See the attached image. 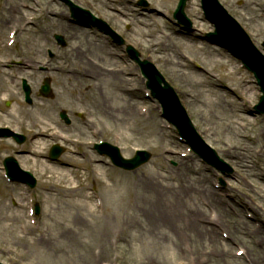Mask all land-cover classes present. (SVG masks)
Instances as JSON below:
<instances>
[{"label":"rangeland","instance_id":"1","mask_svg":"<svg viewBox=\"0 0 264 264\" xmlns=\"http://www.w3.org/2000/svg\"><path fill=\"white\" fill-rule=\"evenodd\" d=\"M70 1L123 42L72 28L64 0H0V130L27 137L24 145L0 138V263L264 264L262 93L241 61L207 36L215 28L201 1L187 4L190 27L173 17L178 0ZM219 1L263 51L264 0ZM126 44L174 88L224 172L199 159L162 116ZM46 77L49 99L39 93ZM61 111L71 118L84 112L86 125L66 127ZM100 139L126 158L136 150L153 158L136 171L120 170L96 154L90 143ZM59 140L66 153L52 163L50 147ZM7 156L35 175V189L7 181Z\"/></svg>","mask_w":264,"mask_h":264},{"label":"water","instance_id":"2","mask_svg":"<svg viewBox=\"0 0 264 264\" xmlns=\"http://www.w3.org/2000/svg\"><path fill=\"white\" fill-rule=\"evenodd\" d=\"M187 1L188 0H180L175 12V18L181 23H186L188 21L185 15ZM218 4L219 3H217L216 0H203V8L206 11L207 16L217 27V31L212 37H215L224 47L229 48V50L236 57L241 59L244 65L255 74L258 84L261 86L263 92L257 111L260 114H264V56L259 54L253 44H251L252 42L239 24L230 18L226 11ZM71 12L75 17H79L80 13H82L83 17L90 18L92 23H96V25H99L97 23H102L100 20L95 19L90 12L86 10L83 11V9L73 4H71ZM188 24L190 25L189 21ZM102 25L105 27L103 23ZM101 29L104 30V28ZM58 39L61 40L62 38L59 37ZM127 50H129L133 58L138 62L143 75L148 78L149 82L147 83V86L152 91L153 96L160 99L159 101L163 105L165 116L177 126L182 135L186 136L189 143L194 147L193 149L200 154L205 155L204 157L208 159L212 165L220 166L222 164L221 160L217 158V155L213 150L201 141L185 110L181 106L179 98L174 90L171 89L170 85L164 80L156 68L148 62V60H139V53L132 47H128ZM162 84H164V86H162ZM28 92L29 91L27 90V93ZM42 93L46 96L50 94L49 81H46L43 86ZM23 140V138H20V142ZM97 149L102 155L109 156L112 163L117 167L130 171L136 170L142 166V164H146L151 158L150 153L138 151L134 158L125 159L117 147L108 143L98 145ZM61 151L62 150L59 149V147H54L51 155L52 158L56 159L60 156ZM7 166L14 180L28 183L31 187L36 186V180L34 177L30 175L29 172L22 171L15 160L9 158L7 160Z\"/></svg>","mask_w":264,"mask_h":264},{"label":"bare ground","instance_id":"3","mask_svg":"<svg viewBox=\"0 0 264 264\" xmlns=\"http://www.w3.org/2000/svg\"><path fill=\"white\" fill-rule=\"evenodd\" d=\"M19 11V7L18 6H16V7H14L13 8V11H12V13L14 12L15 14L16 13H19L18 12ZM98 72H100L101 74H105V75H108V74H117V72L116 71H114V70H110V69H108V70H105V69H103V68H101V69H99V71ZM115 72V73H114ZM5 88V85H4V83H3V81H0V91H5V90H3ZM215 100H220V98H217V99H215ZM215 103H217V101H214ZM214 202V201H213ZM217 203L221 206V204L220 203H222L221 202V200H217ZM158 210H159V208H158ZM156 212V211H155ZM156 214H157V212H156ZM155 217H156V219H160V217H158V216H156L155 215ZM261 232V230H255V234H259ZM99 239L101 240V241H104L105 243H106V237L104 236V235H101L100 237H99ZM246 254H247V252H246ZM245 254V255H246ZM249 254V253H248ZM250 254H251V252H250Z\"/></svg>","mask_w":264,"mask_h":264},{"label":"flooded vegetation","instance_id":"4","mask_svg":"<svg viewBox=\"0 0 264 264\" xmlns=\"http://www.w3.org/2000/svg\"><path fill=\"white\" fill-rule=\"evenodd\" d=\"M69 23H70V26H72V28L74 27V25H76V24H74L71 20L69 21ZM74 24V25H73ZM77 117H79V118H73L72 119V122L74 123V124H80V125H85V124H82L84 121V118H82V117H80V116H77ZM73 125V124H72Z\"/></svg>","mask_w":264,"mask_h":264}]
</instances>
